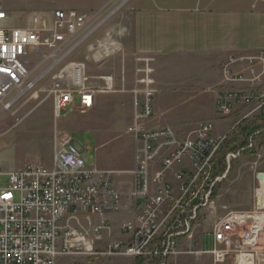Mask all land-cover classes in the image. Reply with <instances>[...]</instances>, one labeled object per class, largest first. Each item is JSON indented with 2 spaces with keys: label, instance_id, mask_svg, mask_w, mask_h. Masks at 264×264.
<instances>
[{
  "label": "built area",
  "instance_id": "2783aa9c",
  "mask_svg": "<svg viewBox=\"0 0 264 264\" xmlns=\"http://www.w3.org/2000/svg\"><path fill=\"white\" fill-rule=\"evenodd\" d=\"M4 1L0 0V105L10 109L14 104V100L6 102L10 95L17 92L18 97L24 96L37 85L30 80L28 69L34 56L49 49L47 58L53 67L57 66L74 52L75 45L66 46L91 19L77 10H57L51 20L44 14L34 15L31 28L2 27L9 20ZM98 43L101 49L104 44ZM236 63H247L253 78L246 80L233 73L230 67ZM72 68L66 86L57 84L50 92L56 120L68 110L76 93L81 112L94 107L95 91L84 85L85 65L72 64ZM223 73L226 82L249 81L258 89L220 95L216 112L227 116L235 104H243L254 106L253 113L264 116V51L250 58L231 59ZM154 94L147 84L135 93L134 121L128 130L135 142L134 182L127 194L114 187V172L86 165L83 153L69 135L61 141L56 137L53 168L30 164L9 173L0 172L8 178V186L0 188V264H57L62 257L78 255L156 259L165 264L183 254L180 246L192 240L201 215L206 210L211 215L217 213L214 192L227 177V172L218 175V154L227 136H216L211 122L200 124L185 136L171 128L149 127L155 119ZM253 142L251 138L247 150L254 148ZM83 149L88 151L87 147ZM255 149L260 159L262 152ZM243 151L228 154V165ZM257 181L260 186L261 181ZM138 202L141 208L136 220L121 227V233L129 235L130 241L95 251V244L111 236L112 228L106 221L93 227L91 217L131 211ZM81 214L93 227L91 240L80 224ZM74 221L77 226L72 224ZM257 223L250 214L229 212L213 225L212 249L196 255L211 256L213 264H264V246L259 248L264 225ZM246 226L248 229L243 231ZM242 256L249 259L241 263Z\"/></svg>",
  "mask_w": 264,
  "mask_h": 264
},
{
  "label": "rangeland",
  "instance_id": "374dc122",
  "mask_svg": "<svg viewBox=\"0 0 264 264\" xmlns=\"http://www.w3.org/2000/svg\"><path fill=\"white\" fill-rule=\"evenodd\" d=\"M131 4L132 0H5L9 20L2 23V27L31 28L34 15L42 12L47 13L46 16L51 20L53 12L59 9H63V11L77 10L86 13L91 20L87 28L78 34L70 45L66 46L65 49L75 45L74 52L57 66L53 67V62L47 58L51 54V50L43 49L41 54L35 55L30 61L28 69L30 80L37 82L36 87L24 96L18 97L17 92L10 95L6 101L14 100V104L10 109H5L0 105V172L9 173L23 169L30 164H40L47 168H53L56 137H58V141H61L68 134L72 136L74 144L83 153L86 165L94 167L98 161L96 148L99 142L97 135L102 133L103 129L104 134H111L112 137H115L104 146V154L109 156L105 161L107 165L104 166L109 169H121L123 165L127 167L133 163L134 144L131 135L126 131L134 121V102L132 104H122L124 112H128L126 117L129 123L127 119L115 118L116 120H114L106 117L103 121L104 124L101 125L96 120L97 114L84 112L87 115H83V112L78 110L75 111L76 115L74 116L77 117L79 123L63 129L62 122L66 119L56 120L53 96L50 93L57 84H60L61 87L66 86L67 77L73 75L74 72L72 64L90 66L95 75L108 74V77L119 74L125 66L128 69L127 75L129 74V77H131L133 71L129 67L132 61L140 64L142 68L147 65L145 61H137L136 57L129 53V48L132 47L130 36L132 30ZM13 6L19 10L12 11L10 8ZM99 41L104 44L101 49L99 48ZM89 49L94 50L90 52ZM59 76H64L65 79L56 78ZM157 77L158 83L155 87L158 92L154 95L152 102L154 109L158 108L160 111L165 112V122L172 125L186 124L185 129H188L192 125L208 121L213 117L210 106L211 95L202 94L190 99L201 90V87L196 84V74L188 76L182 65H175L166 68L158 67ZM76 102H79L78 99ZM200 103L203 105V114L194 113V109ZM250 107L246 106L242 109L244 114L248 113L247 115L250 116L249 121L260 115L263 116L260 112L250 115L251 111L254 110V106ZM232 131L220 137L227 136L228 138ZM253 145V149L232 160L229 165L227 163V173L229 171L230 174H227L228 177L221 184L224 190L223 194L226 197L225 202H232L239 194H243L241 201H244L245 194L250 195L252 193L255 197L256 191L259 189L253 170L255 164L259 161L255 147L257 151L262 152L264 142L254 141ZM88 146L91 147V150L84 152L83 147L88 148ZM7 186L8 178L0 176V188ZM215 207L217 209L216 215H211L209 210L201 215L198 222L199 226L194 230L191 242H185L180 246L183 254L172 257L165 264H202L203 261L210 260L211 256H197L196 253L202 251L201 246L205 242V238L211 236L213 225L231 212L222 209L218 203ZM255 209L248 214L252 217L256 215L264 216V210H257L253 214ZM103 218L104 215L92 216L91 223L93 227L99 225ZM115 218L121 219L122 215H115ZM252 220L254 219L252 218ZM79 221L89 232L88 239L91 240L93 227L90 226L87 216L81 214ZM72 224L74 226L78 225L75 221ZM98 244H95V251H104L105 248H97ZM263 246L264 230L260 234L259 248ZM57 264L163 263L156 259L104 258L101 256L78 255L62 257L58 259Z\"/></svg>",
  "mask_w": 264,
  "mask_h": 264
},
{
  "label": "crops",
  "instance_id": "0c3cea01",
  "mask_svg": "<svg viewBox=\"0 0 264 264\" xmlns=\"http://www.w3.org/2000/svg\"><path fill=\"white\" fill-rule=\"evenodd\" d=\"M10 9L14 12L19 10L14 6ZM131 22L132 47L129 48V53L134 55L137 61H145L147 65L143 66L144 68L132 61L129 67L133 71L131 77L127 75L126 66L119 74L108 77V74L95 75L94 70L85 65L84 85L95 91L94 107L88 112L97 114L96 120L101 125L104 124L106 117L114 120L115 118L127 119L128 112H124L122 104L135 102V93L143 90L146 84L156 94L158 67L166 68L175 65H182L188 76L196 74V84L201 87V90L190 99L202 94L211 95L210 106L213 117L185 129L186 124L172 125L165 122V112L156 108L154 109L155 119L149 127L171 128L180 136H185L200 124L211 122L215 125V135L223 136L243 121L249 120L248 113L244 114L242 111L246 107L243 104H235L227 116L218 115L216 101L220 95H228L234 91L255 92L258 89L249 81L226 82L223 71L231 59L250 58L264 51V0H132ZM230 69L246 80L253 78L247 63H236ZM257 71L259 72L260 69L258 68ZM77 99L79 102H76ZM79 105L80 96L76 93L73 95V103L62 117L66 119L62 122L63 129L79 123L74 116L75 111L79 110ZM203 112V105L200 103L194 109V113L203 114ZM255 113L251 111L250 115ZM259 117L261 115L256 118ZM127 122L129 123L128 119ZM97 137L98 161L94 168L114 172V187L122 194H127L134 182L132 174L135 156L134 139L131 136L134 144L133 163L127 167L123 165L121 169H109L104 166L107 165L105 161L109 157L108 154H104V146L113 140L114 136L104 134L103 129ZM88 150H91L90 146ZM253 170L255 181L259 173L264 174V148ZM223 191L221 187L215 199V203H218L222 209L248 214L257 205V200L252 193L245 194L244 201H241L243 194H239L235 199L233 198L232 202H225L226 197ZM140 208L141 202H138L134 210L119 213L122 215L121 219L115 218L118 214L105 215L102 221L110 224L112 234L106 235L100 244L97 243V248H107L110 244L127 240L129 235L121 233V227L124 224L133 223ZM245 228L248 229V227ZM201 247L202 251L212 249V234L205 238ZM202 264H213L212 258L203 261Z\"/></svg>",
  "mask_w": 264,
  "mask_h": 264
},
{
  "label": "trees",
  "instance_id": "16d2710c",
  "mask_svg": "<svg viewBox=\"0 0 264 264\" xmlns=\"http://www.w3.org/2000/svg\"><path fill=\"white\" fill-rule=\"evenodd\" d=\"M251 138H254L255 142L264 141V117L255 118L252 121L245 120L239 124L232 133L229 134L227 140L223 144L219 154H218V175H223L227 172V161L226 157L228 154H237L240 150H245L241 152V156L245 154L247 148L249 147V142ZM228 175L230 172L228 171ZM228 177V176H227ZM221 189V184H219L214 192V198L218 196Z\"/></svg>",
  "mask_w": 264,
  "mask_h": 264
},
{
  "label": "bare ground",
  "instance_id": "6f19581e",
  "mask_svg": "<svg viewBox=\"0 0 264 264\" xmlns=\"http://www.w3.org/2000/svg\"><path fill=\"white\" fill-rule=\"evenodd\" d=\"M260 181H261V185L259 186V189L256 192V194H257V209L258 210H263L264 209V179L263 180H260ZM252 218L255 221L258 222L257 223L258 226L264 225V216L256 215L254 217L251 216V219ZM247 259H249V257L242 256L240 258V262L243 263Z\"/></svg>",
  "mask_w": 264,
  "mask_h": 264
},
{
  "label": "water",
  "instance_id": "95a60500",
  "mask_svg": "<svg viewBox=\"0 0 264 264\" xmlns=\"http://www.w3.org/2000/svg\"><path fill=\"white\" fill-rule=\"evenodd\" d=\"M258 179H259V180H263V179H264V174L259 173V174H258Z\"/></svg>",
  "mask_w": 264,
  "mask_h": 264
}]
</instances>
